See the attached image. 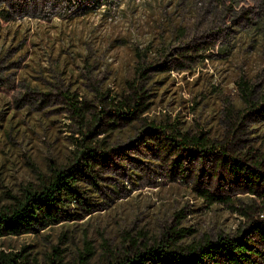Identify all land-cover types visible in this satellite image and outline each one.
Returning <instances> with one entry per match:
<instances>
[{"label":"rangeland","instance_id":"1","mask_svg":"<svg viewBox=\"0 0 264 264\" xmlns=\"http://www.w3.org/2000/svg\"><path fill=\"white\" fill-rule=\"evenodd\" d=\"M140 59L157 66L147 74L149 108L120 126L110 103L130 93ZM262 96L264 0H0V211L55 170L83 164L85 146L98 152L93 179L81 177L80 197L57 209L60 222L0 237V253L24 264H109L173 229L190 243L236 236L248 228L245 210L261 222ZM143 119L202 130L228 156L186 150L172 168L140 132ZM246 164L262 176L255 185L234 173ZM200 190L236 205H209Z\"/></svg>","mask_w":264,"mask_h":264},{"label":"trees","instance_id":"2","mask_svg":"<svg viewBox=\"0 0 264 264\" xmlns=\"http://www.w3.org/2000/svg\"><path fill=\"white\" fill-rule=\"evenodd\" d=\"M156 67L153 66V62L147 63V60L137 61L135 76L128 82L130 93L125 95L118 105L114 103L115 101L110 103L114 111L113 115L116 121H119L120 126L132 124L148 111L149 107L144 103L149 96L145 95L148 83L147 74L149 70ZM242 91L245 101L251 106L250 97L253 89L246 81L243 82ZM102 104L105 105L103 102ZM72 105L77 114L81 112L79 106H75L74 103ZM256 107L255 110L262 111L264 96L261 98V104H257ZM141 127L142 134L154 136L158 141L160 151L168 152V156L172 157L169 162L172 168L182 167L185 155L183 152L186 150L193 149L202 157L208 154L215 155L217 158L228 156L224 152V147L215 141H210L202 130L190 135L164 122H148L146 119L142 120ZM85 148L87 151H82V154H86L87 157L83 164L76 163L74 168L55 170L53 180L48 184L43 185L39 190H27L22 198L16 199L12 207L0 211V237L29 233L37 226L60 222L62 217L56 212L61 205H64L66 197L75 195L80 197L77 190L78 181L83 180L82 178L93 179V164L97 162L98 152L89 146ZM99 154H102V151ZM234 161L237 160L234 159ZM100 162L108 163L113 160L109 156H102ZM247 168H249L247 164L245 168L238 167L234 173L243 170L247 181L255 185L262 179V176L250 174ZM198 193L209 205L217 203L227 204L230 207L236 205L233 199L216 197L206 190H200ZM243 214L249 220L248 228L242 229L236 236L220 234L215 238L206 237L199 241L181 243L177 239L186 237V235L173 229L159 243L143 245V248L134 245L122 258H116L109 264H264V251L258 249L251 239V235L257 233L264 242V219L261 222L256 221L251 210H245ZM261 215L264 216V200L259 209V216ZM20 257L18 254L1 252L0 264H24Z\"/></svg>","mask_w":264,"mask_h":264}]
</instances>
